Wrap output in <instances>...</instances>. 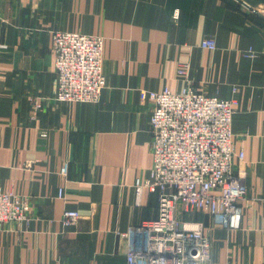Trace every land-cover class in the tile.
<instances>
[{
	"label": "crops",
	"instance_id": "1",
	"mask_svg": "<svg viewBox=\"0 0 264 264\" xmlns=\"http://www.w3.org/2000/svg\"><path fill=\"white\" fill-rule=\"evenodd\" d=\"M57 31L104 38L99 103L51 100ZM187 87L236 99L235 169L248 199L264 198V0H0V191L29 203L28 222L0 227V264H126L129 229L158 210L156 194L135 189L152 167V105L139 93ZM238 207L234 230L177 216L202 224L212 264H264L263 207ZM65 211L79 219L63 226Z\"/></svg>",
	"mask_w": 264,
	"mask_h": 264
},
{
	"label": "built area",
	"instance_id": "2",
	"mask_svg": "<svg viewBox=\"0 0 264 264\" xmlns=\"http://www.w3.org/2000/svg\"><path fill=\"white\" fill-rule=\"evenodd\" d=\"M178 17L176 10L172 20ZM103 47L102 36L53 33L57 89L52 101L99 103L105 87ZM200 47L216 49L213 39L202 40ZM139 97L152 105V167L147 179L136 181V195L140 197L144 188L156 194L158 210L154 219L129 229L126 264H212L211 241L202 224L188 229L177 216L200 213L216 226L234 230L241 221L239 202H258L264 210V198L248 199L244 175L235 169V160L244 159V152L233 142L232 119L237 101L234 97L208 96L193 87L180 93L168 89L140 91ZM39 109L40 104L34 101L33 118ZM68 169L69 163L63 162L62 177H67ZM28 211L26 198L0 191V227L9 222H28ZM78 219V213L65 211L61 223L70 226Z\"/></svg>",
	"mask_w": 264,
	"mask_h": 264
}]
</instances>
